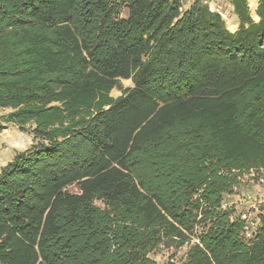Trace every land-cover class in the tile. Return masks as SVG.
<instances>
[{
  "label": "trees",
  "instance_id": "16d2710c",
  "mask_svg": "<svg viewBox=\"0 0 264 264\" xmlns=\"http://www.w3.org/2000/svg\"><path fill=\"white\" fill-rule=\"evenodd\" d=\"M228 1L0 0V264H264V205L222 207L264 171V0Z\"/></svg>",
  "mask_w": 264,
  "mask_h": 264
},
{
  "label": "rangeland",
  "instance_id": "374dc122",
  "mask_svg": "<svg viewBox=\"0 0 264 264\" xmlns=\"http://www.w3.org/2000/svg\"><path fill=\"white\" fill-rule=\"evenodd\" d=\"M191 1L192 0H186L185 5H187ZM247 1L251 17L254 20H257L255 18V8L257 5V0ZM207 5L211 10L216 11L221 15L223 20L226 22V25L229 30H235L237 28L238 24L236 22V18L233 16L232 8L229 5L228 0H210V3H207ZM124 14L125 8L122 6L119 9L118 15L121 16ZM230 26L234 27L229 28ZM119 85L121 87H128L132 86V82L130 79H119L117 87L113 88L110 92L112 96H118L120 94V90L118 89ZM8 111L9 109L1 110L0 116ZM26 128H28V125L26 126ZM31 143L32 139L31 135L28 132V129L21 130L14 123H5L4 128L0 131V168L4 166L8 161H10L17 151H21L27 148L31 145ZM251 178L247 177V175H243L240 179L239 184L237 185V191L234 196L228 197L226 200V203H228V205L231 204L237 212L238 210H243V208L245 209L246 207H251V204L255 207L251 208L253 211L255 209H258L260 205H264V184H258L255 178ZM66 189L70 192H78V188L74 184L68 186ZM248 194L252 197L250 204H247L246 202L242 201L243 197ZM97 203L99 204L100 202L97 201ZM166 255L167 252L163 256L166 257ZM180 255L181 252L177 253L176 258L178 259Z\"/></svg>",
  "mask_w": 264,
  "mask_h": 264
},
{
  "label": "built area",
  "instance_id": "2783aa9c",
  "mask_svg": "<svg viewBox=\"0 0 264 264\" xmlns=\"http://www.w3.org/2000/svg\"><path fill=\"white\" fill-rule=\"evenodd\" d=\"M203 3L207 4V3H210V0H201ZM180 2H182V4H184L186 2V0H180ZM259 173V175L257 176V179L255 178V176L257 175V173L255 172V170H250L248 174H244V176L247 175V177H252V178H255L257 183L258 184H264V171L263 170H260V171H257ZM251 178V179H252ZM248 179V178H246ZM234 193L232 196H234V194L236 193L237 191V186L234 187ZM240 199V198H239ZM251 200H252V197L248 194V195H245V197H243L242 201L246 202L247 204H250L251 203ZM231 205V204H229ZM228 203L224 202L222 204V207L223 208H227L228 206ZM251 207H246L244 210H241V211H238L237 213L239 214L240 216V219L244 222V225H243V235L246 237V238H249L251 237V229L255 226V213L257 211V209H255L254 211L251 209V208H255L254 206H252V204L250 205ZM195 242H198L197 239H195Z\"/></svg>",
  "mask_w": 264,
  "mask_h": 264
},
{
  "label": "bare ground",
  "instance_id": "6f19581e",
  "mask_svg": "<svg viewBox=\"0 0 264 264\" xmlns=\"http://www.w3.org/2000/svg\"><path fill=\"white\" fill-rule=\"evenodd\" d=\"M255 18L257 19V16L255 15ZM228 24V23H227ZM233 26H230L229 28H232Z\"/></svg>",
  "mask_w": 264,
  "mask_h": 264
},
{
  "label": "crops",
  "instance_id": "0c3cea01",
  "mask_svg": "<svg viewBox=\"0 0 264 264\" xmlns=\"http://www.w3.org/2000/svg\"><path fill=\"white\" fill-rule=\"evenodd\" d=\"M234 27V26H233ZM231 31H234V30H231Z\"/></svg>",
  "mask_w": 264,
  "mask_h": 264
}]
</instances>
